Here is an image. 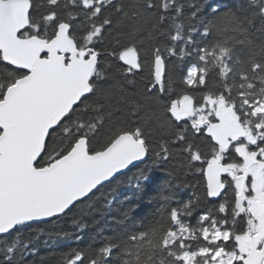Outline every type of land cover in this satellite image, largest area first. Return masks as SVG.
<instances>
[{
    "label": "snow or ice",
    "instance_id": "6c2138e0",
    "mask_svg": "<svg viewBox=\"0 0 264 264\" xmlns=\"http://www.w3.org/2000/svg\"><path fill=\"white\" fill-rule=\"evenodd\" d=\"M132 168L126 202L166 171L155 209L81 245ZM41 236L55 264H264V0H0V264Z\"/></svg>",
    "mask_w": 264,
    "mask_h": 264
},
{
    "label": "trees",
    "instance_id": "16d2710c",
    "mask_svg": "<svg viewBox=\"0 0 264 264\" xmlns=\"http://www.w3.org/2000/svg\"><path fill=\"white\" fill-rule=\"evenodd\" d=\"M138 167L143 168L145 165L141 164ZM167 167V166H166ZM137 169L132 168L125 172L117 181L107 185L104 189H101L100 193H97V197L94 198L95 207L84 208V211L78 214L77 219H81L84 224L87 225L82 231L77 234L82 236V240L79 242L81 245L98 244L102 236H110L119 231L121 225L117 221L121 218V213L126 209H134L131 213V217L141 218L149 215L156 207L155 202L150 199L151 196L160 189L164 180L167 178L165 170H156L153 172V178L145 188L143 194L134 197L130 201H124L125 195H130L134 189L129 187V182L134 183V175ZM195 178L189 177L188 183L194 184ZM107 196L108 199L114 198V203L108 207H102L104 199L101 196ZM110 194V195H109ZM192 194V189H184L179 192V196L187 200ZM92 203V202H90ZM52 231H68L76 232V225L68 218L60 221H53L52 223L42 226ZM46 237L41 236L36 242V246L39 249V253L35 256V264H55L57 259V253L64 250L63 242L52 245L51 243L45 244ZM75 246V242H73Z\"/></svg>",
    "mask_w": 264,
    "mask_h": 264
},
{
    "label": "water",
    "instance_id": "95a60500",
    "mask_svg": "<svg viewBox=\"0 0 264 264\" xmlns=\"http://www.w3.org/2000/svg\"><path fill=\"white\" fill-rule=\"evenodd\" d=\"M127 171H129V170H127ZM127 171H126V172H127Z\"/></svg>",
    "mask_w": 264,
    "mask_h": 264
}]
</instances>
